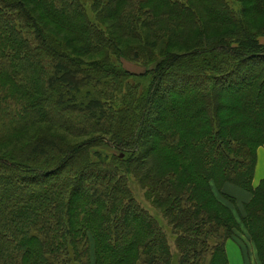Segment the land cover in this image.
<instances>
[{"label":"trees","instance_id":"obj_1","mask_svg":"<svg viewBox=\"0 0 264 264\" xmlns=\"http://www.w3.org/2000/svg\"><path fill=\"white\" fill-rule=\"evenodd\" d=\"M261 38L264 0H0V148L40 125L82 139L42 129L0 156V264H91L93 247L96 264H172L138 186L188 228L183 264H229L226 188L249 192L241 221L264 264ZM126 55L152 67L144 95Z\"/></svg>","mask_w":264,"mask_h":264},{"label":"rangeland","instance_id":"obj_2","mask_svg":"<svg viewBox=\"0 0 264 264\" xmlns=\"http://www.w3.org/2000/svg\"><path fill=\"white\" fill-rule=\"evenodd\" d=\"M87 1L89 4H91V0H87ZM230 1L233 2L234 0H230ZM260 41L261 43H264V38H261ZM173 52L181 53L182 51L179 52L177 50H174ZM84 59L86 61H91V60L95 61V60H99V57H87ZM118 61L120 64H117V68H119L122 71L128 72L130 75L136 77V78H130L129 81H131L134 86L139 88V94L141 95L146 94L151 81V75L149 76L146 75L147 72L150 71L152 67H147L143 64L136 62L135 59L129 55H126V58H120ZM189 66L190 65H187V67ZM136 84H139L140 86H137ZM118 99L119 98L115 100ZM160 103H161L160 100H157V104H155V109H153L152 115L155 114L157 107L159 108L161 106ZM42 129H48L51 132V134H54L59 137H63L66 140L67 144L69 145H76L82 141V139L79 138L67 137L65 133L59 130L49 128L45 125H40L29 131L27 137H25L23 140H16L12 144H8V146L0 148V156L6 157L7 155L9 156L10 153H16V152H19V154H21V152L25 151L24 147L27 146L26 144H28L30 140L34 137V135L38 134V132ZM144 134L152 135L153 132L151 130L149 131L148 129H146L144 131ZM94 151L99 152L105 156H118V157L123 156L120 152H117L113 148L106 145L98 146ZM24 162H28V161H24ZM263 180H264V146L260 147L257 150V166L253 181V187L257 188ZM136 189H137L136 197L138 198V201L142 203L143 207L146 210H148V212L158 220V222L161 224V227L163 228L164 231L163 234H165V240L168 243L170 253L172 256V264H183V260H184L183 254L185 255V253L182 247H180L179 245H180L181 237L185 234L183 229H188V228L175 227L174 225H172V221L166 220L165 217L163 216L162 214L163 211L161 210L162 212H160L157 208H155L152 205V201L147 199L146 196L149 195V191L142 190L140 186L136 187ZM226 190L227 192L230 193V195L234 196L238 200L237 201L238 206L236 209L233 208V211L239 223V231L236 233L235 237H232V239L240 244L243 253L249 258L251 264H262L259 260V252L257 246L253 243L245 225L241 221V217L246 215L244 211V204L250 201L252 195L247 191L238 189L237 187L226 188ZM217 196L221 198L220 195H218V193ZM209 242H210V247H214L215 241L209 240ZM207 257L209 259V253H207ZM90 259H91V264H96L95 247L92 248Z\"/></svg>","mask_w":264,"mask_h":264},{"label":"crops","instance_id":"obj_3","mask_svg":"<svg viewBox=\"0 0 264 264\" xmlns=\"http://www.w3.org/2000/svg\"><path fill=\"white\" fill-rule=\"evenodd\" d=\"M227 255L229 264H251L249 258L243 253L240 244L235 240H230L227 243Z\"/></svg>","mask_w":264,"mask_h":264}]
</instances>
